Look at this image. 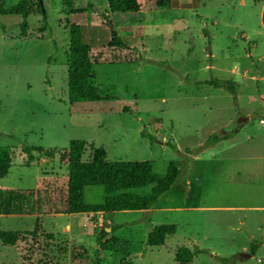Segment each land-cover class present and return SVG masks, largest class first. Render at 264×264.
<instances>
[{
	"label": "rangeland",
	"instance_id": "1",
	"mask_svg": "<svg viewBox=\"0 0 264 264\" xmlns=\"http://www.w3.org/2000/svg\"><path fill=\"white\" fill-rule=\"evenodd\" d=\"M17 1L0 0L5 7ZM31 1L34 12L26 18L0 15V146L9 147L11 159L0 189L63 190L72 139L85 141L83 161L101 147L108 160H151L160 176L172 161L178 180L149 215L0 214V230H32L38 219L55 236L24 235L16 246L0 242V264H178L177 249L194 246L208 253L189 264H221L215 256L264 264L262 248L239 257L249 234L264 235L263 212L249 208L264 196V0H140L142 10L129 13L110 12L107 0H41L43 12ZM158 1L170 7H157ZM71 23L81 26L99 63L93 85L113 99L68 101ZM113 35L126 48L109 47ZM211 78L232 82L234 93L198 84ZM237 113L249 120L233 132ZM229 133L224 142L208 140ZM24 143L42 150L29 165ZM150 188L133 191L148 195ZM104 196L101 186L84 187L86 204H100ZM95 220L108 226L109 251L97 249ZM159 224L176 231L163 245L146 246L147 233Z\"/></svg>",
	"mask_w": 264,
	"mask_h": 264
},
{
	"label": "trees",
	"instance_id": "2",
	"mask_svg": "<svg viewBox=\"0 0 264 264\" xmlns=\"http://www.w3.org/2000/svg\"><path fill=\"white\" fill-rule=\"evenodd\" d=\"M68 2L69 0H62ZM167 1V0H163ZM35 6L41 12L40 0H35ZM157 7L169 8V4L160 1ZM143 3L140 0H107V9L110 12L129 13L140 12ZM31 0H18L16 4L5 7L0 2V15H20L26 18L33 13ZM107 17L105 14L103 15ZM47 29L44 24L39 32ZM27 23L22 21L20 25L21 36H26ZM81 26L76 23L69 25V48L66 51L67 60V97L70 103L96 102L111 100L110 96L101 94L99 88L93 85L96 75L93 66L98 61L91 55L90 46L83 42L81 37ZM109 47L126 48L121 38L113 35L108 43ZM198 84L210 85L212 87L227 88L234 93V84L230 81L207 79L199 81ZM143 136L154 140V135L143 130ZM230 137V133L227 137ZM211 137V138H210ZM226 136L211 135L209 139L218 142ZM85 141L72 139L68 145L67 159V182L63 190L41 188L37 191H7L0 189V214L3 215H26V214H78V213H109L114 211L148 210L153 208L157 200L165 194L170 187L178 180V167L175 162L170 161L166 173L163 176L153 171L151 160L124 161L108 160L106 152L101 147H92V154L89 160L83 161L82 155L85 149ZM202 149L206 147L202 144ZM22 151L26 154L25 164L29 165L35 158L34 152L42 150L28 146L24 143ZM188 152V149H186ZM180 153V152H179ZM48 157L54 155V151L46 152ZM10 149L7 146H0V179H2L10 166ZM86 186H101L104 191V200L100 204H86L83 200V190ZM143 186H150L148 195H140L133 191ZM94 233L95 244L98 250L109 251L111 240L108 237L107 224L101 220H95ZM119 227V226H114ZM111 226V230L114 229ZM176 227L173 224L155 225L147 233L146 246L163 245L169 235H173ZM24 235L36 238L44 237L47 240H54V234L44 232L38 219L32 230L12 231L0 230V242L3 245L16 246ZM261 245V240H255L250 251L256 253ZM83 252L86 249L81 246ZM208 250L194 247H179L176 251L175 260L178 264H189L195 256L207 254ZM87 254V252L85 253ZM72 259L73 256H72ZM221 264H235L233 258L215 256Z\"/></svg>",
	"mask_w": 264,
	"mask_h": 264
},
{
	"label": "crops",
	"instance_id": "3",
	"mask_svg": "<svg viewBox=\"0 0 264 264\" xmlns=\"http://www.w3.org/2000/svg\"><path fill=\"white\" fill-rule=\"evenodd\" d=\"M244 114H245V113H244ZM244 114L237 113L236 117L234 118V120H233V122H232V125H233L232 131H233V132H236V131L240 130L241 126H242L243 124H246V122L249 120V117L246 116V115H244ZM239 116H242V117L245 116V117H247V119H246L244 122H242L241 125H240L239 127H237L238 124H237V122H236L235 120H236V118L239 117ZM234 128H237V129L234 130ZM220 136H226V138L221 139V140H219L218 142H224L223 140H225V139L229 140L228 138H231V137H229V136L227 137V134H225V135H220ZM234 140H235V139L232 138L230 143H233ZM202 144H204V143H202ZM201 146H202V145H201ZM228 146H230V144H229ZM228 146H226V147H228ZM186 148L189 149V147H186ZM186 148H183V150H185V152H186V155L188 154V156H190L191 158H196V157L199 156V155L193 154L192 152H187V151H186ZM204 150H207V148L202 149V151H204ZM179 152H180V154H183V153H184V152H181V150H180ZM182 175H183V174H182ZM181 177H182V176H181ZM181 177H180V179H181ZM183 185L186 187V186H187V181L184 182ZM249 208L252 209V210H258V211H262V212H263V216L261 217V222H260L261 224H260V227H262V228H263V231H264V196H263V201H262L261 204H259V206H251V207H249ZM161 209H162V208H161ZM162 210H163V209H162ZM138 211H142V212L146 213L147 215H149L152 211H154V208H151V209H148V210H138ZM58 214H60V213H56V214H48V215H58ZM83 214H85V213H83ZM69 215H73V214H69ZM241 219H242V224L244 225V217H242ZM262 222H263V226H262ZM52 234H53V233H52ZM258 239L261 240V245H260V247H258L257 250H259L260 248H262V249L264 250V235H263V237H259V238H258V237H256V236L253 235V234H249V235H248V239L246 240V243H245L246 245L243 246L242 249H241V253H242V252H251L249 248H250L251 245L255 242V240H258ZM248 249H249V251H248ZM263 259H264V258H263Z\"/></svg>",
	"mask_w": 264,
	"mask_h": 264
},
{
	"label": "water",
	"instance_id": "4",
	"mask_svg": "<svg viewBox=\"0 0 264 264\" xmlns=\"http://www.w3.org/2000/svg\"><path fill=\"white\" fill-rule=\"evenodd\" d=\"M41 4L42 3H41V0H40V6H41V10L43 12V8H42V5ZM246 119H247V117H245V116H243V117L242 116L237 117L236 120H235L237 122V124H238L237 127H239L241 125V123L244 122ZM236 129L237 128H234V130H236ZM252 255H253V252H242V253L239 254V257L242 260H246V259L250 258Z\"/></svg>",
	"mask_w": 264,
	"mask_h": 264
}]
</instances>
